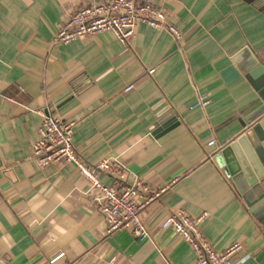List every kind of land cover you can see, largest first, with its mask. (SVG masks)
Masks as SVG:
<instances>
[{
    "label": "crops",
    "instance_id": "crops-1",
    "mask_svg": "<svg viewBox=\"0 0 264 264\" xmlns=\"http://www.w3.org/2000/svg\"><path fill=\"white\" fill-rule=\"evenodd\" d=\"M86 1L0 0V260L195 264L192 248L162 228L183 211L207 213L201 230L215 250L240 242L249 256L239 264H264V217L214 161L262 103L245 77L224 71L244 46L264 48V13L251 0H164L179 40L139 24L126 44L111 31L54 44L64 8ZM199 97L205 106L195 104ZM44 109L76 121L73 144L85 162L111 159L125 183L163 189L140 211L148 239L107 233L74 163L31 159ZM167 110L178 124L164 130L157 121Z\"/></svg>",
    "mask_w": 264,
    "mask_h": 264
},
{
    "label": "built area",
    "instance_id": "built-area-1",
    "mask_svg": "<svg viewBox=\"0 0 264 264\" xmlns=\"http://www.w3.org/2000/svg\"><path fill=\"white\" fill-rule=\"evenodd\" d=\"M139 24L155 30H164L175 39H181V32L173 22L164 0H88L76 8H64L62 22L54 35V44H66L85 35L111 31L122 43H128ZM149 69L148 73H152ZM133 83L125 85L124 92L130 91ZM207 100L199 97L196 105L205 106ZM41 115L37 127V140L31 145L30 157L39 166L59 162L74 163L79 174L88 182L87 193L105 221L107 233L127 229L138 240L148 239L146 226L140 218V211L163 189L150 191L138 180L131 184L124 182V168L116 161L105 158L90 164L85 162L73 144L76 121L62 120L48 109L38 111ZM113 178L112 184L101 182L100 174ZM207 213L189 216L183 211L167 216L162 228H170L193 250L195 264H239L249 255L243 245L234 242L217 251L205 239L201 225ZM61 254L53 257L55 261Z\"/></svg>",
    "mask_w": 264,
    "mask_h": 264
},
{
    "label": "water",
    "instance_id": "water-1",
    "mask_svg": "<svg viewBox=\"0 0 264 264\" xmlns=\"http://www.w3.org/2000/svg\"><path fill=\"white\" fill-rule=\"evenodd\" d=\"M264 13V0H251ZM231 78L245 77L256 89L261 104L241 120L243 131L214 155L220 167L241 196L250 212L264 217V48L251 51L244 46L232 55L225 69ZM159 128L169 129L177 123L169 110L157 121ZM0 264H5L0 260Z\"/></svg>",
    "mask_w": 264,
    "mask_h": 264
}]
</instances>
